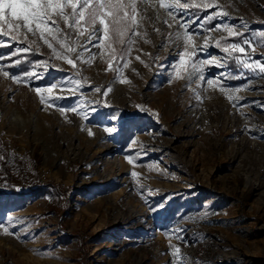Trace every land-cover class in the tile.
Returning <instances> with one entry per match:
<instances>
[{"label":"rangeland","instance_id":"1","mask_svg":"<svg viewBox=\"0 0 264 264\" xmlns=\"http://www.w3.org/2000/svg\"><path fill=\"white\" fill-rule=\"evenodd\" d=\"M135 9L103 43L0 32V149L64 190L0 199V264H264V73L236 59L264 60V0Z\"/></svg>","mask_w":264,"mask_h":264},{"label":"snow or ice","instance_id":"2","mask_svg":"<svg viewBox=\"0 0 264 264\" xmlns=\"http://www.w3.org/2000/svg\"><path fill=\"white\" fill-rule=\"evenodd\" d=\"M161 5L163 6V0H161ZM67 9H71L69 13ZM79 9V10H78ZM135 0H0V32L4 35L18 30L23 27L28 32L35 34L39 32L41 37H43L46 31H55L57 33L61 32L56 19L57 17L63 18L64 23L71 28H75L84 21L89 27H91V32L88 35L87 43H91L93 40H98L103 43V40L109 38L110 32L118 37H123L127 32L129 25H135ZM52 21V25H49V21ZM6 22V23H5ZM17 22H22V25ZM99 25V27H96ZM223 28L228 29V25H222ZM7 29L5 32L4 29ZM103 32V40L100 39L99 33ZM84 34V30L80 31V35ZM229 34L232 35L229 29ZM187 37V41L191 42V36L186 33L183 34ZM181 34H177L179 39ZM260 37H264V32L259 33ZM55 39V37H53ZM2 43V41H0ZM250 41L246 38L242 39L241 42L232 43L224 48L225 52L230 49L238 52H245V48L242 45H249ZM99 47V44L94 45ZM264 46V45H262ZM51 47V44H49ZM73 48H68L69 52H72ZM81 56L83 53L80 54ZM186 55V53H185ZM66 62L73 64L71 59L65 57ZM237 63L242 64L244 67L253 68L260 66V72L264 73V60L253 62L249 64L247 61H241L238 58ZM18 62V61H17ZM186 64L184 55H181L180 66L183 67ZM2 67V65H0ZM198 71V68H195ZM8 75V73H5ZM13 80L17 79L16 74H12ZM264 78V77H262ZM76 83H79L78 81ZM211 83V81H209ZM56 87L52 85L49 87V91ZM96 91H100L99 88ZM37 94L40 93V89H36ZM43 101V97H41ZM64 111L63 108L60 109ZM75 110V108L71 109ZM79 115V113H77ZM96 115L92 116L91 119H95ZM103 118V117H101ZM119 113L113 112L109 113L108 119H118ZM106 132H113L115 126L104 129ZM89 135H92L89 132ZM135 175V173H133ZM177 251H179L177 249Z\"/></svg>","mask_w":264,"mask_h":264},{"label":"trees","instance_id":"3","mask_svg":"<svg viewBox=\"0 0 264 264\" xmlns=\"http://www.w3.org/2000/svg\"><path fill=\"white\" fill-rule=\"evenodd\" d=\"M15 160L17 168L14 173H9L6 168V154L0 149V199L13 195L23 197L40 190L49 192L55 202L58 200L64 190L61 191L59 186L52 185L49 182L42 184L33 175L24 176L23 168L18 167L24 161L22 162L18 158H15Z\"/></svg>","mask_w":264,"mask_h":264},{"label":"built area","instance_id":"4","mask_svg":"<svg viewBox=\"0 0 264 264\" xmlns=\"http://www.w3.org/2000/svg\"><path fill=\"white\" fill-rule=\"evenodd\" d=\"M6 162H7V167L12 171L14 168H16V163L14 161V157L12 154L7 153L6 154Z\"/></svg>","mask_w":264,"mask_h":264},{"label":"bare ground","instance_id":"5","mask_svg":"<svg viewBox=\"0 0 264 264\" xmlns=\"http://www.w3.org/2000/svg\"><path fill=\"white\" fill-rule=\"evenodd\" d=\"M96 47L95 46H92L89 50H88V52H89V54L91 55V56H93V54L96 52Z\"/></svg>","mask_w":264,"mask_h":264}]
</instances>
